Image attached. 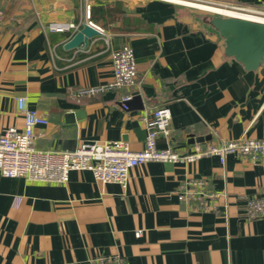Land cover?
Returning <instances> with one entry per match:
<instances>
[{
	"label": "crops",
	"instance_id": "crops-1",
	"mask_svg": "<svg viewBox=\"0 0 264 264\" xmlns=\"http://www.w3.org/2000/svg\"><path fill=\"white\" fill-rule=\"evenodd\" d=\"M90 3L91 16L103 7L109 18H86L84 0H0V134L24 127L18 99L26 97L48 120L36 128L41 150L97 140L139 150L144 116L160 106L172 112L161 148L186 154L221 140L264 138V67L247 71L226 60L217 33L199 25L196 11L168 0ZM88 21L103 32L66 48ZM124 44L135 52L136 85L77 95L112 81L111 53ZM190 178L204 179L218 195L212 210L179 200L177 190ZM263 192L264 163L235 155L224 164L213 154L189 163L150 161L131 169L126 188L90 171H72L66 183L0 173V264H90L100 255L128 264H264V217L244 216L247 198Z\"/></svg>",
	"mask_w": 264,
	"mask_h": 264
},
{
	"label": "built area",
	"instance_id": "built-area-1",
	"mask_svg": "<svg viewBox=\"0 0 264 264\" xmlns=\"http://www.w3.org/2000/svg\"><path fill=\"white\" fill-rule=\"evenodd\" d=\"M178 4L179 1H192L218 8H226L242 13L246 18L264 21V5L228 3L220 0H168ZM86 18L91 16L90 0H84ZM188 6V5H187ZM207 11V10H206ZM210 12V11H209ZM249 16V17H247ZM89 24L95 26L91 21ZM53 30H63L69 25L53 24ZM103 32V30L96 26ZM113 62V79L107 85L89 87L78 91L77 95L95 94L105 89H120L137 83L138 70L134 49L124 44L111 53ZM132 95L124 96L122 107L128 109ZM19 110L24 115V127L10 126L0 134V173L7 177H22L30 181L66 183L72 171H90L96 180L102 183H117L126 188L132 168L150 161L157 162H195L205 155H217L224 164L228 155L240 159L264 163V138H247L221 140L207 149L196 147L190 153L181 154L171 147L158 146L161 135H170L172 112L168 106H160L144 116L146 138L144 147L132 149L122 140L84 141L74 150H41L36 146L38 126H44L48 120L37 110L30 108L26 97L18 99ZM179 200L189 209L208 211L215 207L218 196L209 190L206 181L199 178L185 180L178 188ZM244 216L249 219L264 217V192L247 198ZM142 235V230L136 231ZM90 264H128L121 256L100 255Z\"/></svg>",
	"mask_w": 264,
	"mask_h": 264
},
{
	"label": "water",
	"instance_id": "water-1",
	"mask_svg": "<svg viewBox=\"0 0 264 264\" xmlns=\"http://www.w3.org/2000/svg\"><path fill=\"white\" fill-rule=\"evenodd\" d=\"M194 15L200 26L217 33L226 60L247 71L255 72L264 67V21L220 12H195ZM98 34L99 30L85 22L65 47L87 45L89 38Z\"/></svg>",
	"mask_w": 264,
	"mask_h": 264
},
{
	"label": "bare ground",
	"instance_id": "bare-ground-1",
	"mask_svg": "<svg viewBox=\"0 0 264 264\" xmlns=\"http://www.w3.org/2000/svg\"><path fill=\"white\" fill-rule=\"evenodd\" d=\"M179 3H183V4H186L188 6H193V7H196V8L202 9V10H207L210 12H220V13L237 15V16H242V17L246 16V15L243 16L242 13H239V12L231 10V9L213 7L210 5L192 2V1H179ZM247 17H249V16H247Z\"/></svg>",
	"mask_w": 264,
	"mask_h": 264
},
{
	"label": "trees",
	"instance_id": "trees-1",
	"mask_svg": "<svg viewBox=\"0 0 264 264\" xmlns=\"http://www.w3.org/2000/svg\"><path fill=\"white\" fill-rule=\"evenodd\" d=\"M109 10L108 8H103V7H99V8H93L92 9V18H109Z\"/></svg>",
	"mask_w": 264,
	"mask_h": 264
},
{
	"label": "rangeland",
	"instance_id": "rangeland-1",
	"mask_svg": "<svg viewBox=\"0 0 264 264\" xmlns=\"http://www.w3.org/2000/svg\"><path fill=\"white\" fill-rule=\"evenodd\" d=\"M184 6H187V5H184ZM188 8H190L191 10L193 11H196V12H208V13H212V12H209V11H206V10H202V9H199V8H196V7H193V6H187Z\"/></svg>",
	"mask_w": 264,
	"mask_h": 264
}]
</instances>
